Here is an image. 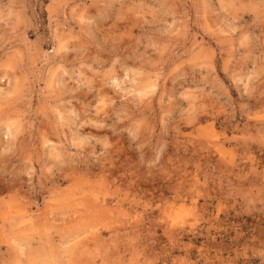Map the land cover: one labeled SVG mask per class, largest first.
<instances>
[{
	"label": "rangeland",
	"instance_id": "1",
	"mask_svg": "<svg viewBox=\"0 0 264 264\" xmlns=\"http://www.w3.org/2000/svg\"><path fill=\"white\" fill-rule=\"evenodd\" d=\"M0 264H264V0H0Z\"/></svg>",
	"mask_w": 264,
	"mask_h": 264
}]
</instances>
